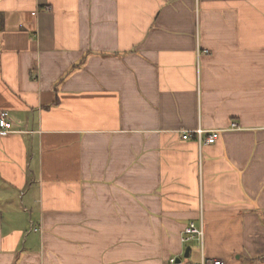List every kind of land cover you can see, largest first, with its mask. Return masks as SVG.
I'll use <instances>...</instances> for the list:
<instances>
[{
    "label": "crops",
    "instance_id": "obj_1",
    "mask_svg": "<svg viewBox=\"0 0 264 264\" xmlns=\"http://www.w3.org/2000/svg\"><path fill=\"white\" fill-rule=\"evenodd\" d=\"M0 112V264H264V0H0Z\"/></svg>",
    "mask_w": 264,
    "mask_h": 264
},
{
    "label": "built area",
    "instance_id": "obj_2",
    "mask_svg": "<svg viewBox=\"0 0 264 264\" xmlns=\"http://www.w3.org/2000/svg\"><path fill=\"white\" fill-rule=\"evenodd\" d=\"M203 53L207 54V51H204ZM237 126L235 124L231 125V128L234 129ZM0 133L1 134H9L13 133L11 129V124L8 120L7 113L5 112H0ZM203 131L197 130L195 132V135L198 138V142H201V135ZM190 137L189 132H183L182 138L184 140L188 139ZM219 137V132L218 131H211L207 133V137L204 140V144H213L216 142V140ZM203 240H204V233L202 227H197L195 224L190 223L188 226H186L182 232L181 236V243L183 245H187L191 242H197L200 246V259L195 262L194 264H224L221 260L217 259H208L204 256L202 252V247H203ZM169 264H177V259L176 258H171L168 261Z\"/></svg>",
    "mask_w": 264,
    "mask_h": 264
},
{
    "label": "rangeland",
    "instance_id": "obj_3",
    "mask_svg": "<svg viewBox=\"0 0 264 264\" xmlns=\"http://www.w3.org/2000/svg\"><path fill=\"white\" fill-rule=\"evenodd\" d=\"M190 246H191L192 251L194 252L195 244L191 243ZM195 260H196L195 253L192 254L191 258L184 259V257H181L182 264H190V263H193Z\"/></svg>",
    "mask_w": 264,
    "mask_h": 264
},
{
    "label": "water",
    "instance_id": "obj_4",
    "mask_svg": "<svg viewBox=\"0 0 264 264\" xmlns=\"http://www.w3.org/2000/svg\"><path fill=\"white\" fill-rule=\"evenodd\" d=\"M189 249H190V248H187L186 251H185V254H184V257H185V258H188V252H189ZM179 262H180V261L177 260V263H179Z\"/></svg>",
    "mask_w": 264,
    "mask_h": 264
}]
</instances>
